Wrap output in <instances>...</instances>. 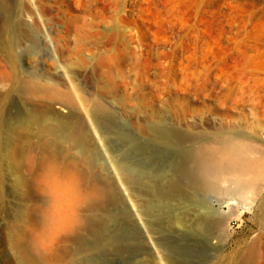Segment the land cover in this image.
<instances>
[{
	"label": "rangeland",
	"instance_id": "1",
	"mask_svg": "<svg viewBox=\"0 0 264 264\" xmlns=\"http://www.w3.org/2000/svg\"><path fill=\"white\" fill-rule=\"evenodd\" d=\"M0 47V264H20L18 230L38 264H264L253 194L223 242L196 227L200 196L169 181L184 150L223 131L264 149V0H0ZM20 76L100 103L103 134L80 107L57 108L53 121L82 130V156L53 158L33 139L11 162L9 137L28 109L60 106L21 97ZM65 124L49 137L62 148Z\"/></svg>",
	"mask_w": 264,
	"mask_h": 264
},
{
	"label": "bare ground",
	"instance_id": "2",
	"mask_svg": "<svg viewBox=\"0 0 264 264\" xmlns=\"http://www.w3.org/2000/svg\"><path fill=\"white\" fill-rule=\"evenodd\" d=\"M38 80L39 81H33V80L30 81L29 79L25 80L23 76H20L18 78H15V80L13 81L12 88L19 95H21V97L25 99H29V100H33V99L36 100L37 98L46 99L47 102L48 101L52 102L54 103V105L55 103H60V106L55 107L56 106L55 105L54 107L53 106L50 107V106L37 105L35 107H32L31 109H28V118L26 117L27 119L24 121L25 123L16 124L9 137L10 138L9 143L7 144V147H6V151H7L6 155L11 160V162H13V160L16 161V159L18 160V158H15V155L18 154L17 152L21 149V147L23 148L24 146L23 144L25 143L26 140L30 141V140L35 139L38 145L42 149H45L46 152L47 151L55 152L53 154V158L55 154L58 155L61 153H65L64 150H71V149L76 150L77 148L76 143L80 139L79 131H78V129L80 128H78V124L76 125L75 122H74L75 124H73L72 122L69 123V121L66 120L68 122V123L65 122L66 124L64 123L66 132L64 131L65 129L61 130L62 132L64 131L65 133L59 139L62 142L61 145L65 144L66 147L64 146V148H62V147L56 146L54 144L55 142L54 143L51 142L52 138L51 140L49 138L50 136H53V138H55L56 137L55 134H57V131L59 133V130L64 126L62 122H64L65 120L63 121L61 119L62 121L61 120L53 121V119L56 118V116L54 115L56 114L55 109L57 108L60 110H65V109L71 110L73 108L80 107L81 109L79 110L82 111V114L84 115L88 125L90 126L89 129H91L93 133L96 134V135L95 134L93 135L92 133L90 135H93L95 137L97 136V132L99 131V130L97 131L98 122L96 121V116L98 115L96 114L98 113L97 111L101 112L104 110L102 109L103 106L100 105V103L90 101L78 92H76L75 94L74 92L70 90L69 91L60 90L58 87L59 84H57L58 82L50 83L46 81L45 79H41V78H39ZM73 80L69 79L68 82L72 84V86H74L76 89L77 83H75ZM67 119L69 120V117ZM71 121L73 120L71 119ZM223 132H224L223 134L217 135L214 138L203 139L202 141H200L201 143H199V145H196V146L194 145L184 150L180 159L177 161V164L173 168V174L170 177L169 181L171 183L170 186L172 185L173 189L180 191L181 195H182V192H190L191 194L200 196V198L202 199V202L204 203V206L201 205L202 206L201 208L203 211L201 212V215H199V217L197 218L196 220L197 222H195L197 225L196 227L202 230L204 234L208 236L209 238H213V239L218 238L219 240L223 239V242H226L224 241V239H226L225 237L227 236L228 229H230L228 227L231 226V221L241 218V216L244 214L245 211L252 210L253 205H248L249 204L248 200L250 199L246 198L245 197L246 195L247 197L252 194L255 196V198L252 197V199L254 201L256 200L258 201V206L260 210V213H258V219L260 221H264V195L260 193L261 185H263L262 188H264V149H261V146L259 147L258 145H255L251 142H247L246 141L247 139H245L246 134H243L242 132H241L242 135H240L239 133L231 134L226 131H223ZM100 134H103V133H100ZM58 135L59 134H57V136ZM54 140H56V138ZM81 140H82V136H81ZM99 141H97L98 145H99ZM80 143L84 144L85 142H80ZM80 143L79 145H81ZM90 143H87L88 147L87 145L84 144V146L87 147L86 149L89 148ZM102 144L103 143H101L100 145ZM20 145H23V146H20ZM26 146L24 147V149H27ZM81 149H82L81 147L80 149L77 148L75 152H78L77 153L78 155L81 153V156H82L83 154L82 152L84 151L83 150L81 151ZM43 152L45 151L43 150ZM85 154L86 153H84V155ZM17 167L19 166L17 165ZM67 173H68V170H67ZM69 174H70V171H69ZM24 184H25V180L23 177H21L19 179V186H22ZM19 189H22V188H19ZM213 195L222 196V198L218 196H213ZM93 196L94 197H90V198H94L96 200L105 198L104 193L93 195ZM243 197H245L247 202L245 201V199H242ZM243 200L245 202H243ZM85 201H88V200L86 199ZM244 203H248V204H244ZM20 214L18 217H16L13 220L14 222L24 221V219L26 218L25 214H21V215ZM56 216H58L57 213H55L53 216H50V218L52 219V218H55ZM222 216H228V219L225 221V223L228 221V223H226L227 227L224 226L226 224L223 225L224 221L222 222V219H221ZM66 224L67 225H63L64 229L69 230V231L74 230V227H72L71 224H68V223ZM57 229L58 227L54 231H52V234L53 232L55 233ZM18 231H15L16 233L14 232V234H12L10 242L13 248L18 253L17 257L19 259L18 260L19 263L20 264H38L33 261L31 254H29L30 252L26 250L27 247L25 246L22 239L20 238V234L18 233ZM172 263H176V262H172Z\"/></svg>",
	"mask_w": 264,
	"mask_h": 264
}]
</instances>
